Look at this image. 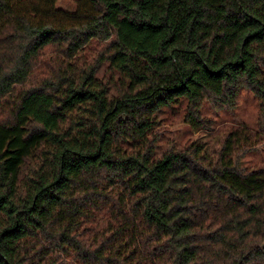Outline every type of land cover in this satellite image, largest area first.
Instances as JSON below:
<instances>
[{
  "label": "trees",
  "instance_id": "1",
  "mask_svg": "<svg viewBox=\"0 0 264 264\" xmlns=\"http://www.w3.org/2000/svg\"><path fill=\"white\" fill-rule=\"evenodd\" d=\"M240 88L256 129L161 132ZM260 146L264 0H0V264H264Z\"/></svg>",
  "mask_w": 264,
  "mask_h": 264
},
{
  "label": "rangeland",
  "instance_id": "2",
  "mask_svg": "<svg viewBox=\"0 0 264 264\" xmlns=\"http://www.w3.org/2000/svg\"><path fill=\"white\" fill-rule=\"evenodd\" d=\"M56 6L71 10L75 6V0H56ZM103 71L104 66H101L99 74L102 75ZM235 100V106L231 108H214L211 103H204L201 113L209 124L200 130L191 128L183 121L181 110L164 112L161 114V132L167 139H174L179 146L192 142L203 143L208 151H212L231 129L242 125L256 129L259 111L257 97L247 88H240ZM241 163L245 167L264 166V146L248 151Z\"/></svg>",
  "mask_w": 264,
  "mask_h": 264
}]
</instances>
